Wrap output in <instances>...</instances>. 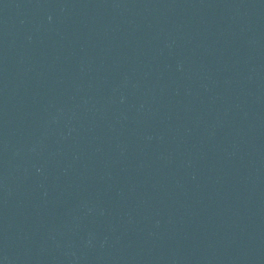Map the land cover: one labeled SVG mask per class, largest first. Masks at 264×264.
Here are the masks:
<instances>
[{
    "label": "water",
    "instance_id": "95a60500",
    "mask_svg": "<svg viewBox=\"0 0 264 264\" xmlns=\"http://www.w3.org/2000/svg\"><path fill=\"white\" fill-rule=\"evenodd\" d=\"M0 264H264V0H0Z\"/></svg>",
    "mask_w": 264,
    "mask_h": 264
}]
</instances>
